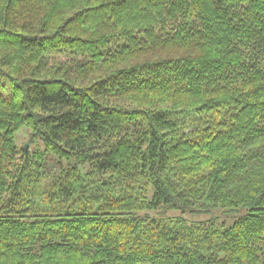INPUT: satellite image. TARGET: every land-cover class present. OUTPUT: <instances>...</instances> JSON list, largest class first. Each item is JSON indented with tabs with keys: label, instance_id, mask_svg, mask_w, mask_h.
Here are the masks:
<instances>
[{
	"label": "trees",
	"instance_id": "trees-1",
	"mask_svg": "<svg viewBox=\"0 0 264 264\" xmlns=\"http://www.w3.org/2000/svg\"><path fill=\"white\" fill-rule=\"evenodd\" d=\"M0 79V264H264V0H0Z\"/></svg>",
	"mask_w": 264,
	"mask_h": 264
},
{
	"label": "rangeland",
	"instance_id": "rangeland-1",
	"mask_svg": "<svg viewBox=\"0 0 264 264\" xmlns=\"http://www.w3.org/2000/svg\"><path fill=\"white\" fill-rule=\"evenodd\" d=\"M0 83H2V80L0 79ZM29 133V130L26 127H21L20 129L17 130L16 134H15V139L16 142L19 146H25L26 145V149L30 150L33 148L32 145H29L27 142V135ZM243 213V210L240 209V211H237L234 213V216L231 217V221L235 220L237 217H239L241 214ZM230 221V222H231Z\"/></svg>",
	"mask_w": 264,
	"mask_h": 264
},
{
	"label": "water",
	"instance_id": "water-1",
	"mask_svg": "<svg viewBox=\"0 0 264 264\" xmlns=\"http://www.w3.org/2000/svg\"><path fill=\"white\" fill-rule=\"evenodd\" d=\"M25 148H26V145H25Z\"/></svg>",
	"mask_w": 264,
	"mask_h": 264
}]
</instances>
